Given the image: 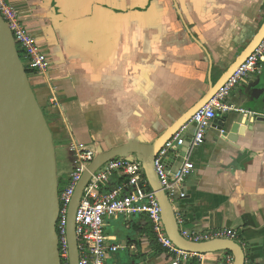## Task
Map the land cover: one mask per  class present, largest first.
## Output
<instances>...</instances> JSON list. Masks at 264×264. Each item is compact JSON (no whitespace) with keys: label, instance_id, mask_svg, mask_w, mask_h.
<instances>
[{"label":"crops","instance_id":"crops-1","mask_svg":"<svg viewBox=\"0 0 264 264\" xmlns=\"http://www.w3.org/2000/svg\"><path fill=\"white\" fill-rule=\"evenodd\" d=\"M7 2L51 60L32 85L54 139L71 155L63 181L74 169L73 146L97 152L156 142L221 80L264 23V0ZM256 85L249 76L229 98L240 111L218 112L193 154L187 195L174 203L190 227L239 231L246 264H264V89ZM221 124L235 141L223 137ZM106 224L120 247L108 264H171L146 216ZM225 254L196 262L218 264Z\"/></svg>","mask_w":264,"mask_h":264},{"label":"water","instance_id":"water-1","mask_svg":"<svg viewBox=\"0 0 264 264\" xmlns=\"http://www.w3.org/2000/svg\"><path fill=\"white\" fill-rule=\"evenodd\" d=\"M264 38V23L248 48L227 70L216 85L190 112L185 114L161 138L152 144L131 141L104 151L95 159L77 184L69 206L67 238L69 264H79L76 215L93 174L104 164L120 157L137 159L143 165L149 184L161 207L162 223L168 237L178 248L195 254L227 251L233 264H246L242 245L228 239L192 242L180 232L175 208L163 189L155 160L166 142L218 92L236 69L251 55ZM251 77V76H250ZM255 90L264 89V78L253 76ZM255 85V82H254ZM218 123L217 120H214ZM195 124L185 147H189ZM220 129L223 130L221 124ZM228 141L236 136L224 133ZM169 152L166 160L173 156ZM185 150L176 159L175 169L183 163ZM60 182L53 131L39 103L26 71L13 33L0 13V264H63L56 229L60 215Z\"/></svg>","mask_w":264,"mask_h":264},{"label":"built area","instance_id":"built-area-1","mask_svg":"<svg viewBox=\"0 0 264 264\" xmlns=\"http://www.w3.org/2000/svg\"><path fill=\"white\" fill-rule=\"evenodd\" d=\"M0 13L15 38L17 48L24 56V66L38 76L46 75L51 69V60L39 46L36 38L22 23L18 12L7 2L0 0ZM264 38L251 55L236 69L218 92L200 108L190 120L182 125L159 151L155 166L160 183L175 205L177 198L187 195L185 182L195 173L192 160L195 150L204 144L208 129L217 118L218 112L225 115L230 111H240L228 102L234 90L249 76L264 74ZM51 101L55 100L51 98ZM195 124V132L187 144L190 128ZM224 130L221 133L224 134ZM185 150L183 163L174 171L176 159ZM173 156L167 161L169 152ZM74 169L65 181V187L59 194L60 215L56 226L59 235L60 256L64 264H69V245L67 225L69 206L77 184L87 167L95 159L97 152L92 148L73 146ZM113 178L122 179L119 185L105 190ZM143 165L137 159L131 161L120 157L109 161L93 174L85 188L82 201L76 215V235L79 246V264H108L112 253L120 247L111 244L106 235V220L123 216L126 219L137 215L148 218L158 244L171 257V264H187L201 259L203 254L186 252L174 245L165 232L162 223L160 204L155 193L150 190ZM175 208V207H174ZM179 229L184 238L192 242H208L216 239H228L239 243L240 233L234 229L204 230L190 227L176 211ZM243 247V246H242ZM233 254L227 253L218 264H233Z\"/></svg>","mask_w":264,"mask_h":264},{"label":"rangeland","instance_id":"rangeland-1","mask_svg":"<svg viewBox=\"0 0 264 264\" xmlns=\"http://www.w3.org/2000/svg\"><path fill=\"white\" fill-rule=\"evenodd\" d=\"M21 58H22L23 63L25 64L26 62H25L23 54H21ZM29 78L32 81L33 74L29 75ZM44 114L47 118V115H46L47 113L45 112ZM55 143H56L55 145L57 147L56 154H57V163H58V173L60 176V172L64 169V167L67 168V166H69V169H70V167H71L70 166L71 155L68 151H66L65 148L60 146V142L58 140H55ZM59 179H60V177H59ZM175 201L178 202L179 200H175ZM221 252H223V251H221Z\"/></svg>","mask_w":264,"mask_h":264},{"label":"trees","instance_id":"trees-1","mask_svg":"<svg viewBox=\"0 0 264 264\" xmlns=\"http://www.w3.org/2000/svg\"><path fill=\"white\" fill-rule=\"evenodd\" d=\"M19 53H20V56H21L22 52L20 50H19ZM26 71H27L28 75H31L33 73L28 68H26ZM121 181H122V179L113 178V180H112L111 184L109 185V187L107 188V190L112 189V187H116L117 185L120 184ZM59 182H60V192H61L64 189L66 183L61 178L59 179ZM150 233L152 234V238L154 240H156V236H155V234L153 232V228L151 226H150ZM227 253H230V252H227ZM63 264H64V262H63ZM188 264H198V263L196 262V260H193V261H191Z\"/></svg>","mask_w":264,"mask_h":264},{"label":"bare ground","instance_id":"bare-ground-1","mask_svg":"<svg viewBox=\"0 0 264 264\" xmlns=\"http://www.w3.org/2000/svg\"><path fill=\"white\" fill-rule=\"evenodd\" d=\"M19 51V50H18Z\"/></svg>","mask_w":264,"mask_h":264}]
</instances>
